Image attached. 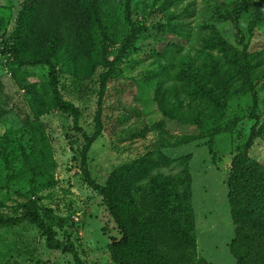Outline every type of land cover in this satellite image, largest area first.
I'll return each mask as SVG.
<instances>
[{
    "label": "rangeland",
    "instance_id": "rangeland-1",
    "mask_svg": "<svg viewBox=\"0 0 264 264\" xmlns=\"http://www.w3.org/2000/svg\"><path fill=\"white\" fill-rule=\"evenodd\" d=\"M24 2L0 0V45L17 35ZM109 7L114 25L104 18L108 36L92 57L56 63L59 97L77 109L76 122L44 98L45 66L9 68L0 60V212L15 216L32 205L80 264H120L111 245L121 231L81 170L86 136L90 178L138 229L122 257L264 264V0H119ZM163 23L182 32L161 35ZM167 43L180 47L168 75L156 52ZM41 48L29 42L22 52ZM218 123L210 149L199 136ZM252 131L258 136L243 154ZM0 264L75 261L48 249L24 222L0 228Z\"/></svg>",
    "mask_w": 264,
    "mask_h": 264
},
{
    "label": "trees",
    "instance_id": "trees-1",
    "mask_svg": "<svg viewBox=\"0 0 264 264\" xmlns=\"http://www.w3.org/2000/svg\"><path fill=\"white\" fill-rule=\"evenodd\" d=\"M119 0H25L22 10L19 13L16 32L11 44L0 45V60L7 64L9 68L42 65L47 68V97L50 108H56L63 113L70 114L76 122L79 116L77 109L61 100L58 94V71L56 63L70 61V64H78L81 61H88L99 43L105 42L108 36L107 27H104L103 20L109 17L108 28L114 25V10L109 5ZM145 31L147 29H144ZM182 32L180 24L163 23L158 26V33L161 35L178 36ZM133 34V33H131ZM29 42L36 43L41 49L35 53L23 54L22 50ZM177 44L167 43V46L158 53V62L164 58L165 64L161 73L168 75L174 65L175 55L178 54ZM170 54V56H169ZM164 116L169 117L167 111L163 109ZM216 125L211 130L201 133L199 138L208 137L210 149L214 146L213 136L219 132L220 127ZM258 136L256 131H252L244 145V151L250 148L253 139ZM86 146L81 153V170L84 180L104 199L107 210L118 228L121 231V238L111 245L112 256L120 264H148L145 258L128 260L120 255L121 250L129 248L137 239L138 229L128 225L121 209L117 208L113 201V195L105 187L96 184L87 171L86 152L91 140L84 136ZM212 153V151H211ZM238 158L231 162L232 172L235 170ZM22 213L15 216H6L0 212V228L13 227L24 222L35 226L44 236L45 246L51 250H58L71 254L75 264H80V259L71 245L59 242L55 238V233L49 227L36 207L28 204L22 205ZM234 239L235 243L241 241L239 234ZM235 253V252H234ZM244 257L239 259L240 264L244 263Z\"/></svg>",
    "mask_w": 264,
    "mask_h": 264
}]
</instances>
